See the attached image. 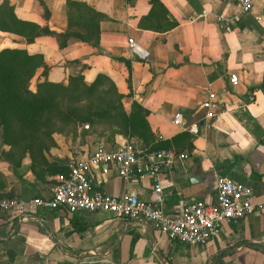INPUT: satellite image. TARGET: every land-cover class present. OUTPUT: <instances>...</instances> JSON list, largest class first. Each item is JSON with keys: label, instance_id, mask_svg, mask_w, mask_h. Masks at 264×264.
<instances>
[{"label": "crops", "instance_id": "0c3cea01", "mask_svg": "<svg viewBox=\"0 0 264 264\" xmlns=\"http://www.w3.org/2000/svg\"><path fill=\"white\" fill-rule=\"evenodd\" d=\"M67 0H0L12 6L18 19L41 29H68ZM92 14H71L63 45L54 33L40 31L26 41L23 34L0 29V47H23L40 53L47 66L36 67L29 80L67 81L80 74L85 83L96 74L111 79L121 94L126 115L137 104L144 110L146 138L110 124L88 130L78 123L51 132L43 149L47 162L64 168L69 156L90 152L95 145L125 140L142 152L173 148L187 153L160 173L161 209L176 213L182 199L215 202V176L243 182L251 198H264V0L240 13V0H74ZM92 34V37H88ZM83 35V36H79ZM86 36V37H84ZM131 37L145 55L127 49ZM235 73L231 84L228 75ZM210 97L219 108L205 126L200 102ZM182 113L185 125L196 120L192 134L170 121ZM1 132V126H0ZM167 147H159L164 146ZM159 147V148H157ZM0 135V194L48 196L57 171H41L27 152L17 162L5 154ZM94 170L92 185L116 197L134 191L151 200L148 176L124 179L115 168ZM0 264H264V209L234 222L222 221L218 232L203 244L167 238L147 222L128 220L105 210L38 209L33 218L0 210Z\"/></svg>", "mask_w": 264, "mask_h": 264}, {"label": "built area", "instance_id": "2783aa9c", "mask_svg": "<svg viewBox=\"0 0 264 264\" xmlns=\"http://www.w3.org/2000/svg\"><path fill=\"white\" fill-rule=\"evenodd\" d=\"M253 1L240 0L239 12L232 18L237 20L240 13L249 11ZM126 43L132 55H145L143 49L136 46L131 37L127 38ZM228 79L233 85L237 76L235 73H229ZM219 103L210 97L200 102V107L204 109L205 126L210 125L207 118L215 114ZM181 117V111L176 110L170 121L175 125H182ZM197 123L194 120L183 124V127L196 134ZM83 127L86 128L87 124L84 123ZM185 157L187 153L173 148L142 152L127 140L113 146L98 143L87 154L69 156L66 159L65 171H57L53 175L55 182L48 196L35 194L22 197L16 194H0V210L16 213L20 219L33 218L38 209L61 207L68 212L105 210L124 219L143 220L171 240L203 244L218 232L222 221L234 222L248 212L264 209V198L252 199L250 189L243 182L219 173L215 176L214 203L205 202L200 198L182 199L178 212H164L160 207L163 199L160 173ZM109 166L115 168L116 173L124 179L131 175L148 176L152 199H142L134 191H127L116 197L92 185L93 169L106 172Z\"/></svg>", "mask_w": 264, "mask_h": 264}, {"label": "trees", "instance_id": "16d2710c", "mask_svg": "<svg viewBox=\"0 0 264 264\" xmlns=\"http://www.w3.org/2000/svg\"><path fill=\"white\" fill-rule=\"evenodd\" d=\"M66 8L69 28L53 31L46 27L40 29L34 23L18 19L12 6L2 2L0 29L23 34L26 41L40 31L54 33L58 44L63 45L67 35H78L71 27V14H81L84 10L93 16L90 31L97 37L96 17L101 16V13L74 0H67ZM88 37H92V34ZM39 65L43 67L41 74L45 75L47 66L40 53L27 52L23 47H0V135L1 140L10 147L5 156L11 161L17 162L27 152L32 163H36L41 171H65V167L58 169L47 162L42 153L52 143L51 132L60 130L57 123L62 121L78 123L87 119L98 121L102 126L116 124L129 134L146 138L144 110L133 103L126 115L120 101L121 94L107 76L96 74L89 83H85L78 73L69 75L65 83L50 81L44 77L37 80L35 89L31 90L29 80ZM262 84L264 85V75Z\"/></svg>", "mask_w": 264, "mask_h": 264}, {"label": "rangeland", "instance_id": "374dc122", "mask_svg": "<svg viewBox=\"0 0 264 264\" xmlns=\"http://www.w3.org/2000/svg\"><path fill=\"white\" fill-rule=\"evenodd\" d=\"M77 122H75V123H73V122H64V121H62V122H58L57 123V128L58 129H62V128H64L65 126H70V125H72V124H76ZM84 123H86L87 124V128H88V130H91V129H93V130H95V129H97L99 126H101V123L99 124V122L98 121H94V122H92V121H89V120H84V121H80V122H78V124L79 125H81V127L82 128H85V127H83V124ZM108 125V124H107ZM107 125H104V126H106L107 127Z\"/></svg>", "mask_w": 264, "mask_h": 264}]
</instances>
